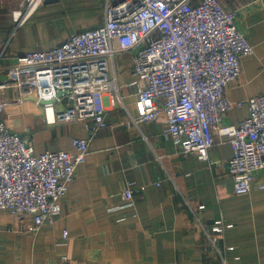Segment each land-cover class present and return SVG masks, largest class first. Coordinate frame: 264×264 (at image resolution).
Listing matches in <instances>:
<instances>
[{
	"label": "crops",
	"instance_id": "1",
	"mask_svg": "<svg viewBox=\"0 0 264 264\" xmlns=\"http://www.w3.org/2000/svg\"><path fill=\"white\" fill-rule=\"evenodd\" d=\"M19 1L0 0V66L29 49L50 48L105 16V0H42L16 25L10 11ZM219 1L234 11L235 25L252 46L239 56V72L224 87L228 98L241 103L227 110L221 123H236L246 114L245 99L264 92V0ZM131 55L129 49L113 55L116 91L98 97L106 125L90 135L88 153L75 164L58 216L32 231L25 215V229L15 230L7 229L13 216L0 209V264H214L215 256L204 250L205 234L219 217L230 223L218 243L230 246L224 251L226 264H264V187L232 192L226 161L231 147L224 135L214 133L207 159H200L172 144L163 113L134 123ZM6 78L0 73V80ZM2 95L13 98L18 89L7 85ZM20 100L18 107L6 104L0 116L36 152L71 150V136H89L80 120L46 123L30 95L23 92ZM254 176V182L264 181V170ZM126 178L144 187L124 205L120 190Z\"/></svg>",
	"mask_w": 264,
	"mask_h": 264
},
{
	"label": "built area",
	"instance_id": "2",
	"mask_svg": "<svg viewBox=\"0 0 264 264\" xmlns=\"http://www.w3.org/2000/svg\"><path fill=\"white\" fill-rule=\"evenodd\" d=\"M41 2L20 0L10 11L15 24ZM103 15L100 24L71 31L50 48L29 49L0 66V73L8 75L0 80V113L6 104L18 107L25 92L41 106L46 123L80 120L89 134L71 136V150L36 152L0 116V209L13 216L7 229L24 230L25 215L32 231L58 216L75 164L88 153L90 135L106 125L98 97L116 91L112 58L122 49L132 52L138 113L131 119L134 123L163 113L172 144L200 159H207L214 133L224 135L231 147L226 161L232 192L264 187V181L254 182L255 173L264 170V92L245 99L247 111L239 121L221 123L227 110L241 103L228 98L224 87L239 72V56L252 51L234 23V11L219 0H105ZM10 84L18 95L4 98L2 91ZM125 180L120 190L124 205L132 204V193L144 187ZM229 224L221 217L208 224L204 250L215 256L214 264H226L224 251L230 246L218 243Z\"/></svg>",
	"mask_w": 264,
	"mask_h": 264
},
{
	"label": "rangeland",
	"instance_id": "3",
	"mask_svg": "<svg viewBox=\"0 0 264 264\" xmlns=\"http://www.w3.org/2000/svg\"><path fill=\"white\" fill-rule=\"evenodd\" d=\"M17 7V6H16ZM16 7H14V8H16ZM14 8H12V9H14Z\"/></svg>",
	"mask_w": 264,
	"mask_h": 264
}]
</instances>
